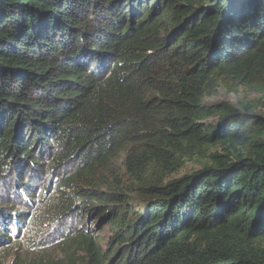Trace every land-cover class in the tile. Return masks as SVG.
<instances>
[{"label":"trees","instance_id":"trees-1","mask_svg":"<svg viewBox=\"0 0 264 264\" xmlns=\"http://www.w3.org/2000/svg\"><path fill=\"white\" fill-rule=\"evenodd\" d=\"M222 87L255 97L208 104ZM0 244L264 264V0H0Z\"/></svg>","mask_w":264,"mask_h":264},{"label":"rangeland","instance_id":"rangeland-1","mask_svg":"<svg viewBox=\"0 0 264 264\" xmlns=\"http://www.w3.org/2000/svg\"><path fill=\"white\" fill-rule=\"evenodd\" d=\"M254 97H255V94L252 93L249 90L241 89L239 93H234V92H231L229 89L222 87V88H219V90L214 91L213 94L207 98V103L208 104L230 103L232 105H240L242 102L245 101L246 98L247 99H253ZM209 122H211V121L209 120ZM200 169H201V166L197 162H190L179 172V174L174 175L172 178L173 179H180L181 177H183L185 175H190V174H192V173H194L196 171H199ZM66 172H69V171H66ZM55 177H58V176L57 175H52V178L50 179L51 181H53L51 187L55 186V184H54V178ZM45 184L46 183L44 182L42 184V186L45 187ZM50 194H52V193L50 192L48 196H50ZM4 196H7V194H4ZM39 198H40V200H42L44 197L40 196ZM22 203L23 204H21V205L24 206L25 205V201L22 202ZM17 205H20L19 201L17 202ZM25 211H29V210H25ZM38 211H39V209H36L34 211V214L32 215V220H33V217L35 216V212H38ZM30 217L31 216H29V218H27V220H26L27 221V226H29L32 223V220H31ZM29 219H30V221H29ZM71 223L75 224V222H71ZM56 226H57V224L55 225V223H53V225L51 226V229L56 228ZM103 227H104V232L101 233L100 239H101L102 243H105L108 240L109 232H108V228L105 227V224H104ZM74 228H75V226H74ZM97 236H98V232H97ZM61 239H63V238H61ZM58 241H60V240H57L56 242H58ZM1 245L2 244H0V246ZM24 246H26V244H24ZM48 254L49 253L47 252V255ZM56 256L60 258L62 255H61L60 252H57ZM81 256H82V254L78 253L75 256H72V258H78V257H81Z\"/></svg>","mask_w":264,"mask_h":264}]
</instances>
